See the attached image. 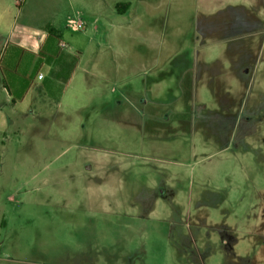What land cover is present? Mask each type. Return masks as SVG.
<instances>
[{
  "label": "rangeland",
  "instance_id": "obj_1",
  "mask_svg": "<svg viewBox=\"0 0 264 264\" xmlns=\"http://www.w3.org/2000/svg\"><path fill=\"white\" fill-rule=\"evenodd\" d=\"M0 1L14 16V0ZM31 1L36 9L50 3ZM70 1L55 0V11L64 13ZM72 1L75 22L95 9L99 21L115 26L94 37L104 56L87 77L89 99L99 94V104L109 106L79 131L69 121L26 133L20 145L0 138V264H206L190 255L194 238L202 250L210 246L208 231L195 232L190 216L210 225L263 226L264 5ZM120 1L132 10L107 18ZM235 13L259 18L260 27L247 31L230 19ZM188 61L192 74L197 70L194 98L181 97L190 75L173 68ZM254 62L255 83L245 75ZM236 69L244 73L238 79ZM212 241L210 262L223 264ZM258 248L245 255L264 264V243Z\"/></svg>",
  "mask_w": 264,
  "mask_h": 264
},
{
  "label": "crops",
  "instance_id": "obj_2",
  "mask_svg": "<svg viewBox=\"0 0 264 264\" xmlns=\"http://www.w3.org/2000/svg\"><path fill=\"white\" fill-rule=\"evenodd\" d=\"M49 1L51 4L48 3L44 8L36 9L31 0H14L17 8L14 16L13 8L6 2L0 1V21H7L5 28L0 27V138L4 140L2 143H7L15 138L17 144L20 145L26 133H31L37 129L46 131L61 122H64L61 126H66L65 124L71 121L72 126H75L74 129L79 131L80 128H84L88 121H91L96 111H101V107H105L106 102L104 100L99 104L101 95L94 93L92 94L93 99H89L91 92L87 93L90 87L87 77L96 75L93 70L100 67V61L104 56L100 42L94 37L100 36L102 32L108 36L110 30H106L107 27L114 28L115 26L99 21V13L92 9L89 14L80 13L78 15L80 18L78 21L84 23L83 29H78L74 24L75 20L68 16L74 8V1L69 2L68 9L66 8L67 11L65 10L64 13L55 11L56 8L53 5L55 0ZM117 4H127L128 7H124L123 13H118ZM262 5H264V0H260L257 9L259 10ZM132 8L133 5L130 2H115L109 6L107 18L123 17ZM229 10L234 12L236 9L229 7ZM236 11L239 12L240 10ZM245 12L251 13L249 10ZM235 14L230 19L241 20L246 25L247 31L254 33L255 28L260 27L259 18L243 13ZM220 15L224 16L222 9ZM9 20L10 22H8ZM226 25L228 27V22ZM100 26L103 31H101ZM64 30L71 32L72 36L69 39L65 40ZM77 35L80 36L77 37ZM61 43H64L65 46L62 47ZM246 55L250 56V53H246ZM254 63L247 66L248 70L245 75H247L246 77L251 76L255 83L258 66ZM187 64L173 65V68H181L185 75L187 73L190 75L188 89L185 88L181 92V97L186 98L187 94L194 98L197 92V70L193 71L192 74L190 68L193 66L191 63L189 64V61ZM89 69H92V72ZM236 71L237 79L241 77V74L244 75L243 71L239 69ZM171 73L172 70L166 74ZM40 76L42 78H39ZM129 95L131 96V93ZM87 98L89 101L85 109L83 102ZM95 99L97 104L94 102ZM244 101L243 95L239 103L242 120L245 113H243L244 109L242 108ZM106 104L109 106L108 103ZM258 104L260 111H262L264 102L263 104L258 102ZM111 107L116 108L114 101L110 104ZM83 109L86 110V113ZM136 112H139L137 107L135 108ZM235 116L238 117L239 115ZM106 121L103 120V122ZM239 121L238 119L237 129L241 125ZM102 155L103 157L107 156V154ZM181 220L180 217L178 225L184 229L185 225L180 223ZM187 221L195 232L203 229L208 231L207 241L210 246L206 250H202L196 238L191 240L190 255L193 258L203 259L206 260V264H211L209 258L213 255L211 249L216 244L212 240H215L223 255V264H257L254 255L245 254L250 253L246 252L247 250L259 249V245L264 243V238L261 237L264 233L263 217L259 223L263 226L247 228L244 226L243 228L233 227L228 223L214 225L206 222L200 223L191 216ZM230 261L233 263H229Z\"/></svg>",
  "mask_w": 264,
  "mask_h": 264
},
{
  "label": "built area",
  "instance_id": "obj_3",
  "mask_svg": "<svg viewBox=\"0 0 264 264\" xmlns=\"http://www.w3.org/2000/svg\"><path fill=\"white\" fill-rule=\"evenodd\" d=\"M74 24H76V26H77L78 29H83L84 23L82 21L74 22ZM61 44H62V47L65 46L64 43H61ZM39 78H42V76H40Z\"/></svg>",
  "mask_w": 264,
  "mask_h": 264
},
{
  "label": "trees",
  "instance_id": "obj_4",
  "mask_svg": "<svg viewBox=\"0 0 264 264\" xmlns=\"http://www.w3.org/2000/svg\"><path fill=\"white\" fill-rule=\"evenodd\" d=\"M124 7H128V5L127 4H117L118 13H123L125 11Z\"/></svg>",
  "mask_w": 264,
  "mask_h": 264
}]
</instances>
